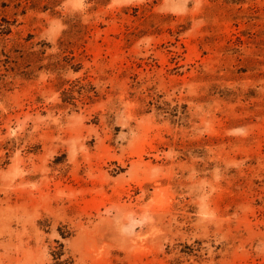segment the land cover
Here are the masks:
<instances>
[{"label": "rangeland", "instance_id": "374dc122", "mask_svg": "<svg viewBox=\"0 0 264 264\" xmlns=\"http://www.w3.org/2000/svg\"><path fill=\"white\" fill-rule=\"evenodd\" d=\"M0 264H264V0H0Z\"/></svg>", "mask_w": 264, "mask_h": 264}]
</instances>
